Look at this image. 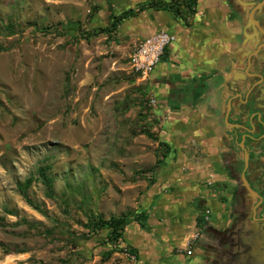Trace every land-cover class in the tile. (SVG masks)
Segmentation results:
<instances>
[{"label":"rangeland","instance_id":"374dc122","mask_svg":"<svg viewBox=\"0 0 264 264\" xmlns=\"http://www.w3.org/2000/svg\"><path fill=\"white\" fill-rule=\"evenodd\" d=\"M114 11L108 0H0V242L12 250L0 246V264H136L124 238L116 246L109 229L94 233L86 226L90 215L108 219L139 210L145 187L157 180V161L170 154L192 162L222 158L192 135L196 120L185 125L164 113L152 80L131 70L128 58L139 40L133 21L123 20L112 34H92L110 25ZM149 14L157 29L174 34L179 21L172 11ZM64 24L71 26L67 33ZM45 164L52 166L57 197L48 198L36 179L29 195L38 210L17 183L38 178ZM212 167L220 181L202 180L224 201L226 177ZM183 185L186 192L192 182ZM215 205L209 214L199 207L204 222L223 213L218 199ZM135 225L127 228L129 238Z\"/></svg>","mask_w":264,"mask_h":264},{"label":"crops","instance_id":"0c3cea01","mask_svg":"<svg viewBox=\"0 0 264 264\" xmlns=\"http://www.w3.org/2000/svg\"><path fill=\"white\" fill-rule=\"evenodd\" d=\"M142 1L144 0H108V5L110 8L114 7V12L118 15L131 8L136 9L149 0ZM198 7L200 12L194 15V20L188 19L187 22L170 10L174 18L179 21L171 27L177 41L166 47L161 57L162 62L160 60L148 79L152 80V89L159 91L162 105L165 106L164 113L185 121V125L196 120L197 124L191 128L192 135L200 136L199 142L204 144L206 149L212 150L209 151L210 154L215 151L220 157L226 150L224 138L227 136L226 130L229 124L227 120L222 119L220 112L214 115V111L209 108V101H205L204 98L212 94L219 99L221 93L213 89L217 85V79H220L221 86L226 85L228 67L226 59L231 47L228 33L231 18L226 10H220L218 0H199ZM150 10L161 11L149 8L133 17H128L134 24L131 32L133 38L141 40L161 30L157 29L155 18L149 14ZM167 10L163 9V11ZM144 14H147L146 18L141 21L140 16ZM214 69L220 71L224 80L221 78L207 80ZM171 78L188 85L198 83L200 89H196V102L193 107H182L173 97L168 99V87L163 81ZM174 157L175 154H170L160 162L161 168L157 173V180L145 187L142 205L136 211L144 213L145 218L130 223H136L131 238L127 234L130 224L125 229L123 244L136 250V255L130 254L136 258L134 260L136 264H144L145 258L152 264H184L180 260L186 261V264H206L211 258L204 254L208 252L209 247L206 245L208 243L206 234H211L214 229L205 228L220 227L229 212L226 200H220L219 195L215 197L216 194L215 196L210 194L208 186L202 180V177L207 176L206 178L213 181H220L218 180L220 175L218 171L213 170L212 162L213 165H218L222 158L203 157L192 162L187 155H180L177 159ZM187 176L190 179H187ZM188 180L192 185L185 187L186 192H184L183 183ZM180 192L182 193L179 194ZM216 199L223 213H220L214 222L207 215L209 221L199 223V207L207 208L209 214L216 206ZM172 228L177 232L180 230L181 234L177 236L175 233L172 236L170 234L173 232ZM204 229L206 232L201 238L205 242H200L198 238ZM152 247L153 255H150ZM190 247L192 254L187 252ZM176 249L183 252L179 255L174 254Z\"/></svg>","mask_w":264,"mask_h":264},{"label":"flooded vegetation","instance_id":"af4514ba","mask_svg":"<svg viewBox=\"0 0 264 264\" xmlns=\"http://www.w3.org/2000/svg\"><path fill=\"white\" fill-rule=\"evenodd\" d=\"M218 1L231 18L227 80L221 86L217 79L213 88L221 93L219 99L212 94L204 99L229 124L218 163L227 181L229 212L220 227L205 228L214 230L206 234L209 247L204 254L211 256L206 264H264V0ZM211 78L223 79L218 69L207 80ZM163 82L168 99L182 107L195 105L198 83L176 78ZM205 229L200 242H205Z\"/></svg>","mask_w":264,"mask_h":264},{"label":"trees","instance_id":"16d2710c","mask_svg":"<svg viewBox=\"0 0 264 264\" xmlns=\"http://www.w3.org/2000/svg\"><path fill=\"white\" fill-rule=\"evenodd\" d=\"M198 1L199 0H170V1L149 0L144 4H141L136 9L131 8L118 15L112 12L110 25L107 27H102L100 31H98L97 33L93 32L92 34L98 35L100 34L101 31L107 32L108 34H112L118 29L120 23L123 20L127 19L128 17H133L138 13H140L141 11L149 8H154L159 10H163V9L172 10L177 17L182 18L187 22L188 19L191 18V16H194L197 13ZM96 7L97 6H95V9ZM64 27L66 28L65 33H67V31L70 30L71 26L68 24H64ZM8 29L10 34L14 32L12 25H10ZM4 49H5L4 46H0V51ZM146 133L150 137L153 136V134L150 131H146ZM160 143L161 145H165L168 149L170 148L168 143H165L164 141H160ZM158 163H160V160L157 161L156 166H158ZM51 168H52L51 164L41 165L38 168V174H39L38 178L34 176H30L26 178L24 181H19L17 183V188L19 190V193L25 198L28 204H30L31 206L35 207L38 210H41L42 208L38 204H36L34 200L31 198V196L29 195V189L33 185L35 180L39 179L45 186L46 196L48 198L55 199L57 195L55 190L54 178L50 174ZM7 211L9 214H13L12 211L9 209ZM142 218H145L144 213L137 214V212L133 210L125 212L119 216H110L108 219H106L102 213L95 212L90 215L86 226L89 227L94 233H97L105 229H109L108 240L117 246L120 244V241L123 239V235L126 227L133 220H139ZM24 221L27 222L26 219H24ZM204 221L205 220L203 219L202 216L198 217L199 223H203ZM0 246L4 247L6 252L12 251L11 249L9 250V248L4 246V244L1 242H0ZM127 252L129 254L136 255V250H134L133 248H127ZM109 254H111V252H109ZM63 261L65 262V264H72L67 260H63Z\"/></svg>","mask_w":264,"mask_h":264},{"label":"built area","instance_id":"2783aa9c","mask_svg":"<svg viewBox=\"0 0 264 264\" xmlns=\"http://www.w3.org/2000/svg\"><path fill=\"white\" fill-rule=\"evenodd\" d=\"M190 19V18H189ZM176 36L164 30L157 31L150 36L139 40L129 55L128 61L131 70L140 78L148 79L160 62L168 45L174 42ZM155 104V100H152ZM208 219V216H206ZM192 254V247L187 249Z\"/></svg>","mask_w":264,"mask_h":264},{"label":"water","instance_id":"95a60500","mask_svg":"<svg viewBox=\"0 0 264 264\" xmlns=\"http://www.w3.org/2000/svg\"><path fill=\"white\" fill-rule=\"evenodd\" d=\"M243 179H244V182H246V184H247V181H246V179H245V177L243 176Z\"/></svg>","mask_w":264,"mask_h":264}]
</instances>
